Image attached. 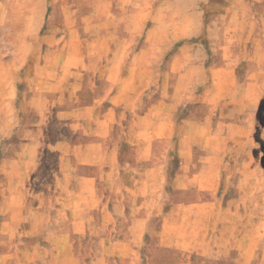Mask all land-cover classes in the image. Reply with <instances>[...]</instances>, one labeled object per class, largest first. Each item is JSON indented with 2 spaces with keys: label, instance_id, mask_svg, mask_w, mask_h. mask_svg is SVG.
<instances>
[{
  "label": "crops",
  "instance_id": "1",
  "mask_svg": "<svg viewBox=\"0 0 264 264\" xmlns=\"http://www.w3.org/2000/svg\"><path fill=\"white\" fill-rule=\"evenodd\" d=\"M262 92L264 0H0V264H264Z\"/></svg>",
  "mask_w": 264,
  "mask_h": 264
},
{
  "label": "rangeland",
  "instance_id": "2",
  "mask_svg": "<svg viewBox=\"0 0 264 264\" xmlns=\"http://www.w3.org/2000/svg\"><path fill=\"white\" fill-rule=\"evenodd\" d=\"M261 97H262V99H263V97H264V94H263V92L261 93ZM263 104V103H262ZM263 110H261V112H262ZM260 137H261V142H260V148H261V152L262 151H264V131L262 130V134L260 135ZM255 144V146L257 147V143H256V141H253L252 142V140H250V141H247L246 140V142H245V146H246V148H250V147H252L253 145ZM262 164H264L263 163V158H262ZM261 180H262V188H261V194H262V198L260 199V206H257V208H261V212H260V214H261V219H264V172L261 174ZM245 197H251L252 196V194H251V190H249L248 188H246L245 189ZM245 207L246 208H249V209H253V205H250V204H246L245 205ZM252 215L250 214L249 216H247L246 218H249V217H251ZM261 228H264V225H262L261 226Z\"/></svg>",
  "mask_w": 264,
  "mask_h": 264
}]
</instances>
